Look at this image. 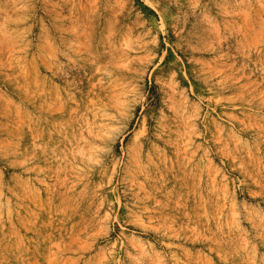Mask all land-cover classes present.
Segmentation results:
<instances>
[{"label":"rangeland","instance_id":"1","mask_svg":"<svg viewBox=\"0 0 264 264\" xmlns=\"http://www.w3.org/2000/svg\"><path fill=\"white\" fill-rule=\"evenodd\" d=\"M0 264H264V0H0Z\"/></svg>","mask_w":264,"mask_h":264}]
</instances>
